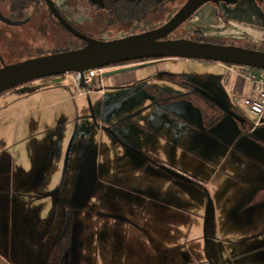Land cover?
Listing matches in <instances>:
<instances>
[{
	"label": "crops",
	"instance_id": "1",
	"mask_svg": "<svg viewBox=\"0 0 264 264\" xmlns=\"http://www.w3.org/2000/svg\"><path fill=\"white\" fill-rule=\"evenodd\" d=\"M167 62L149 63L147 66L143 65L144 67L142 68H136L141 66V64L117 67L112 71H108L107 74L110 72H122L114 75H103L100 78L104 91L101 94L92 93L96 101L101 102L99 108L107 127L117 122L114 121L119 117V113L117 112L126 110L127 106L132 105V103H128L131 94H133V97L135 94H141V99L133 103V106L130 108V116L126 119L127 121L134 119L135 124H137L136 129H133L132 124L129 122L115 129L117 131L116 136H118L120 141L118 143L119 145H117L119 146V151H117V159L114 165L125 158L131 162L132 166V172L130 171L127 176L121 175L120 179L122 182L116 185L121 190H125V182L127 181L129 186L126 191L128 193V204H130V200L133 197L131 206L135 210V215L144 214L148 217V221H153L157 224H159L160 219L156 221L152 215H156L155 218L157 216L162 217L160 223L162 224L163 235L150 233L147 229L148 226H146L145 234L140 224L136 225L133 221L129 224L126 216H120L122 218H119V212L117 211L110 212V215H113V217L99 215V217L105 218V221L101 222V225L107 226L112 224L116 228L115 232L125 228V225H127L128 231L133 234L132 237L128 235L127 238L125 264H128L129 259L131 260L130 263L137 264L138 257L136 253L133 257L128 258V256L135 239L140 240L141 238L143 240L144 238L150 240L153 249L151 253L156 255V259L160 264H192L191 260L195 259L193 257L195 251H199L202 248L200 246L199 249V244H203L202 250L208 247L210 228L212 230L215 228V235L218 239L214 246L216 248L220 246L226 250L227 260L224 261L225 264H264V230L259 234H257V230H251L252 227L259 226L260 222L262 225V218L264 221V140L262 141V130L254 132V129H248L247 132L238 134L236 138L235 134L238 131L237 129L231 137L232 139L227 140H224L223 130L222 132L215 131L213 136L216 139H205L201 142L195 141L198 129L194 122L189 126L186 124V117L190 109L200 111L196 109L197 107H194L197 105V98L199 101L203 98L210 100L213 105H217L219 111L215 114L214 110L212 111L211 123L217 122L218 120L220 122L225 120L232 122L230 119H227L228 116L224 113V109H230L245 118L244 103L241 100L254 96L252 85L242 77V70L240 68H237L233 72L231 71V66L228 65L229 73H222L224 78L222 86L230 94V104L222 103L214 92L208 94L212 86H204L208 74L204 73L201 78L200 88H197L196 85L193 86L190 82H184L188 86L187 88H192L189 94L193 95V97L195 96L193 106V97L187 102L185 101L187 100L186 94H179V92L162 93L160 88L163 79H151L154 75L158 77L169 76H167V73H169L166 65ZM67 76L70 75L60 76L57 78L58 80L56 79L57 84H54L53 93L49 98L48 96L46 97V93L37 94L41 90L39 89L29 92L23 97H16L15 100L3 104V106L0 105V129L4 126H10L14 133L11 136L12 139H5V142L0 141V154L8 152L13 155L11 162L9 161L7 163L8 169L6 170L3 167L0 170V175H4L2 179L8 183L7 186L13 183L14 193H17L15 189L16 184H18V187L21 188L18 194L24 197H26V193L32 191L28 183L29 177L36 179L35 189L41 186V192L53 191L52 194H38L36 196L37 198L35 197V201H28L27 198L17 201L18 205L10 209V220L6 223L11 243L13 240L16 243H20L22 237V243L24 245L26 244V249H29V244L34 238V248L39 254L43 252L56 220L55 216L48 223L47 219L41 217L42 210L45 207L44 205L47 204L48 197L52 200H54L55 196L58 197L56 200L58 206L60 196L63 193V187L61 186L62 188H59V185L51 181L53 180L51 178L52 163L56 161L57 152L54 151V156L52 157L50 155L53 152V148L58 147L60 143L66 148H72L73 144L71 143L68 146V140L64 143L66 138L63 135L58 140L56 136H50L48 133L51 128H56V124L59 121L57 117H60L58 115L59 112L53 109L46 115H43L44 119L39 117L29 128L27 125L19 123V121L22 119L28 120L30 116H38L44 111L42 107H38L37 109L35 107L30 110L27 103L31 100L38 98L55 99L58 101L57 103L63 105L74 100V96L67 94V91L64 90L65 85H62V82H60V80L66 81ZM70 85L73 86L72 84ZM164 89L169 91L168 85L164 86ZM108 90H111V92L107 93ZM131 91L135 93H131ZM90 92L97 91H85L84 89L83 92L79 93V96H87L90 98ZM159 95L160 97H158ZM154 97L166 99V106L168 107L164 108L159 106L158 104L160 102L158 100H156L157 104L153 103V100H149L150 98L154 99ZM235 98L238 100L237 103L233 102ZM93 105V103H90L91 109L94 107ZM183 107H185L183 113L179 115L175 114L176 111ZM200 109L204 112L208 110H204L203 107H200ZM82 111L87 113L88 109L82 107ZM136 112L140 113L138 117H135ZM205 114L206 116L209 115L207 113ZM106 117H109V119H106ZM199 117L200 114L197 117V121ZM56 119L57 122H55ZM244 121L240 122L244 124ZM250 124H252V119L250 120ZM128 128H131L130 132H128ZM143 129L144 132L142 133L141 130ZM189 129H192L194 132L192 133ZM29 130L34 133L26 138L27 134L30 133ZM112 131L110 130L109 132ZM101 132L104 133L105 130ZM187 132L188 134L192 133L190 135L193 136V141L189 140L187 142L183 140ZM220 132L223 138H220ZM255 133L261 138L254 136ZM34 134L36 143L33 145V149L29 151L28 156L23 155L22 151L25 149V143L29 144ZM148 135L151 136L146 147L138 143L140 136L147 139ZM200 135H203L201 137L205 136V138L210 137L204 133ZM206 141L208 144L206 150H211V152H203ZM107 147L111 148V153L115 152L116 148L113 149L111 146ZM166 147L172 156L161 162L158 156ZM158 149H160V152H157ZM96 155H98V160L99 158L103 159V161H100L101 167L103 165L108 166L113 164L114 155H111L110 151L103 152L101 150ZM68 158L66 159L65 165V180L68 175L74 173V170L76 171L75 165L69 169L71 158ZM48 163L51 164V167ZM184 163L185 168L183 170L175 168V165L179 167V165ZM9 171L12 172V182ZM0 186L4 187V185ZM113 189L117 192L115 188ZM133 190L134 194L132 196ZM2 192L9 194L5 191ZM14 193L11 201L15 196ZM188 196L189 204L191 200V206H199L201 209L199 216H196L194 213L187 214L188 221H186L187 217L184 213V203ZM68 198L70 199V196ZM68 198H64L63 203L64 201L69 202ZM203 199L205 201L201 203L200 201ZM82 203L83 199L78 195L77 199L72 200L71 207L80 208ZM200 203L203 205H200ZM36 210L39 211V214L35 216V220L32 222L30 219L31 214ZM0 212L9 214V209L3 210L0 206ZM112 220L117 221L112 222ZM65 221L66 219L63 221V224L61 223L58 239L50 245L58 257L55 256L53 258L52 256L48 259L49 263L88 264L90 260V264H100L101 261L107 260L110 252L113 253L111 261L115 260L117 257L116 253L120 251L117 252L120 238L114 235L115 238L113 241L111 239L112 235L107 237L103 235L102 231H98L95 238L88 236L90 242H87L85 235L83 237L79 235L78 238H75L71 230V221L66 222V226ZM194 221H199V227L201 228V225L204 223L202 232L201 230L197 232V228L195 229L196 231L193 230L196 224L190 223ZM173 222L175 224L177 223L175 227H172ZM2 223H0V231L2 229ZM32 223L34 224L32 225ZM188 224V234H183L184 238L181 241V245H179V241L177 240L179 226ZM33 231L35 236L31 237ZM191 245L193 249L190 248ZM75 246L77 247V255L80 258L78 262L74 259ZM9 253L11 257V251ZM214 254L217 255V253ZM214 254L207 257L208 263L205 264H217L219 258H215ZM175 255H177L176 259ZM149 257L148 255L147 259ZM81 258H83L82 262ZM45 263H47V260ZM10 264L12 263L10 262Z\"/></svg>",
	"mask_w": 264,
	"mask_h": 264
},
{
	"label": "rangeland",
	"instance_id": "2",
	"mask_svg": "<svg viewBox=\"0 0 264 264\" xmlns=\"http://www.w3.org/2000/svg\"><path fill=\"white\" fill-rule=\"evenodd\" d=\"M263 7V5H262ZM264 12V7L262 8ZM250 10V14H249ZM224 19L220 17H217L214 14V11L212 12H207V11H202L199 15L195 16L193 18L192 23L189 25V28L185 31V35L189 36L190 34H193V32L189 31L192 30L191 27H199L201 30L204 32V37L205 39H224L226 41H251L254 43H260V41L264 39V30L263 27L261 29L260 25L257 24V19L252 16L251 14V9L248 5L245 4V2L241 1L240 4L237 7L236 10V16L234 20L228 19L224 15ZM240 21V22H239ZM153 22H156L154 20ZM183 33V32H182ZM37 49V45L34 43H31L29 47H27L26 51H23L22 53H18L15 59L18 60H24L27 59L31 56L37 57L38 54L41 53H49L48 51H41L39 52ZM175 60V59H174ZM169 60L166 65L168 67V72L167 76L168 77H158L154 75L151 77L152 80H160L163 79L160 91L162 93H172V92H179V94H186L187 96V102L193 97V95L189 94L192 90V88H187L188 86L185 85L184 82H190L193 86L196 85L197 88L201 87V78L203 77L204 73H208L205 79L204 86L209 87L210 85L212 86L209 89L208 94H211L214 92L215 95H217L218 98H220V102L222 103H228L229 102V96L225 89L223 88L222 84L224 82V78L222 73H229L228 71V65L222 64V63H213V62H200V61H179V60ZM210 63V64H206ZM131 65V64H128ZM209 65V66H207ZM1 67V65H0ZM117 67L121 66H116V67H111V68H106L104 69V75H107L108 71H112L113 69H116ZM237 68H242L240 66H236ZM111 73V72H110ZM217 74V75H212ZM220 74V75H218ZM220 76V77H218ZM225 76V75H224ZM174 77V78H173ZM56 78L53 79H46V80H39L36 82H33V84L27 86H21L18 91L14 92H7L3 95H0V105L3 106V104H7L13 100L16 99V97H23L25 94L32 92V91H37L39 89L37 94H42L46 93V97L52 95V90H54V84L56 83ZM58 80V79H57ZM62 82V85H65L64 90L67 91V94L74 96V100L69 101L66 104H61L57 103L55 99H48V98H38L31 100L29 103H27V106H29L30 110L36 107H42L43 112L42 114H39L38 116H30L28 117V120L22 119L19 121L22 125H27V127H31L32 124L40 117L43 118V115H46L49 113L52 109L59 112L58 115L60 117H57L59 121L57 122V119L55 122L56 128H51L50 131L48 132L50 136H56L57 139L59 140L60 138L65 137L66 139L64 140V143L67 142L68 140V146L72 145L71 147H64L62 143L58 145V147L53 148V152L50 155V157L54 156V151H56V161L55 163H52V169H51V178L53 182H55L57 185H59V188L63 187V193L62 196H60V201L57 206L56 200L58 197H54V200L51 198H47V204H45L44 209L42 210L41 217L47 219L48 223H50L56 216L55 220V225L52 229L51 235H49L45 248L43 252L40 254L36 252L34 248V238L31 240L29 244V249H26V244L24 245L22 243V237L20 240V243H16L15 240L11 243L9 240V232L7 230V224L10 220V209L13 208L14 206L18 205L17 201L23 200L25 198L28 199V201H35V197L38 196L40 193H46V194H52L53 191H43L41 192L42 188L41 186L38 187L37 189L35 186L36 179L34 177H29L28 183L32 188V191H29L26 193V197L19 195V191L21 188L18 187V184H16V192L14 193V185L11 183L10 185L7 186L8 183L2 179L4 175H0V185H4V187L0 186V206L5 209H9V214L5 212H0V223H2V229L0 231V253L3 257L1 259L0 257V264H6L7 259L8 261L11 262L12 264H53L49 263L48 259H50L52 256L53 258L58 255L54 253V250L51 248V244L58 239L59 232H60V226L61 223L63 224V221L66 219L65 226L67 225L66 222L68 223L71 221V230L75 238H78L79 235L82 237L85 235L87 242H90V236L91 238H95L96 235L98 234V231H102L104 236H111L113 241L115 236L120 238L119 244H118V249L116 253V258L114 261H111V256L113 255L112 252L108 255L107 260L101 261L100 264H125V249L127 245V238L128 235L130 237L133 236L131 232L128 231V226L125 225V228L121 230H116L113 225H101V222L105 221V218L99 217V215H108L110 217H113V215H110V212H119V218H122L126 216V220H129V224L131 221H133L136 225L140 224L142 230L145 232L146 231V226H148V230L150 233H157L159 235H163L162 232V224L160 223L162 221V217L156 215H152V217L160 222L159 224L153 222V221H148V217H146L144 214L142 215H135L134 209L131 206L132 205V198L130 200V204H128V193L126 192L129 188L127 181L125 182L126 188L125 190H121L117 183L122 182L120 179L121 175L127 176V174L131 171L132 172V166L131 162L129 160H126L125 158L123 160H120V162L116 165H114L115 160L117 159V151L119 145V139L117 135V131L115 130L116 128H119L122 126V124H126L129 122L132 124L133 129H136V125L134 119L127 121L126 119L129 118L130 116V108L133 106V103H135L137 100L141 99V94H135L133 97V94L130 95V99L128 103H132V105L127 106L126 110L117 112L119 113V117H117L114 121V124L111 125H105L106 122L103 120V115L101 114V110L99 108L100 101H96L92 93H99L101 94L104 91L103 90H94L97 92H90V98L87 96L80 97L79 93L83 92L84 89L80 88L77 83L74 80L73 76H67V80H60ZM72 84L73 86H71ZM77 85V86H76ZM168 85L169 91L164 89V86ZM34 87V88H33ZM43 88V89H42ZM187 88V89H186ZM187 90V91H186ZM80 91V92H79ZM87 91V90H86ZM135 91V90H134ZM134 91H131V93H135ZM204 91V90H203ZM111 90H108L107 93H110ZM166 93V94H167ZM162 96V94H161ZM160 97V95L158 96ZM195 96L193 97L192 100V105L194 106V100ZM153 100V103H156V100L160 102L158 105L162 106L164 108H167V100L163 98H156L154 99H149ZM162 100H164L162 102ZM241 102L244 103V100H241ZM90 103H93L94 107L90 106ZM199 103V104H198ZM157 104V103H156ZM198 105V106H197ZM197 105L194 107H197L195 109H190V112L188 116L186 117V124L189 126L194 122L195 126L198 129V132L196 134V139L195 141H201L203 142L205 139L206 140H211L212 138L216 139L213 134L215 131H224V140L230 139L233 134L236 132V138L238 134H243L244 132H247L248 129H253L252 124H250V117L244 112L245 118H243L244 124L240 121H236L232 118L230 121L225 120L220 122L218 120L217 122L211 123V115L213 114L212 111L214 110V114L219 111L217 105H213L210 100L207 99H201L200 101L197 98ZM166 106V107H165ZM82 107H85L88 109L87 113H84L82 111ZM204 110L208 109L206 112ZM210 108V109H209ZM35 109V110H36ZM93 113H92V111ZM185 111V107L182 109L176 111L175 114L179 115ZM209 114L206 116V114ZM200 117L197 121V117ZM140 115L139 112L135 113V117H138ZM106 119H109V117H106ZM105 119V120H106ZM126 120V121H124ZM125 122V123H122ZM182 123V122H181ZM207 123V124H206ZM211 123V125H210ZM210 125V128H209ZM252 126V127H251ZM214 127H216L214 129ZM131 128H128V132H130ZM105 130V132H101ZM110 130H113L112 132H109ZM194 132L192 129H189ZM262 130V141L264 140V122L262 123L260 128H257L254 130L255 131H261ZM30 133L27 134L26 138L31 136L34 132L29 130ZM209 131V132H208ZM141 132H144V129L141 130ZM220 132V138L222 137V133ZM188 132L186 133V137L183 138L185 141H193V136H191ZM201 133L207 134L208 138L201 137L203 135H200ZM13 129L12 127H7L4 126L3 128L0 129V141H4L5 139L7 140L8 138L12 139L11 136H13ZM129 134V133H126ZM130 135V134H129ZM151 136V135H150ZM150 136L148 135V138H143L140 136V139L138 138V143H140L142 146L146 147L148 145ZM257 138H261L260 136L257 135V133L254 134ZM76 137V138H75ZM232 139V138H231ZM29 142V141H28ZM7 143V142H6ZM36 143V138L35 134L33 139L30 141L29 144L25 143V149L22 151L23 155H27L31 149H33V145ZM111 146L113 149H115V152L111 153V148L107 147ZM208 144L207 141L204 143V151L203 152H211V150H206ZM101 150L104 151H110L111 155L113 156V164L112 165H103L101 167L100 161L103 159L99 158L98 160V155L96 153L101 152ZM206 150V151H205ZM121 151V150H120ZM157 152H160V149L157 150ZM5 154H0V170L5 167V169H8L7 163L9 161L11 162V158L13 155H11L8 152H4ZM10 154V155H9ZM71 158V164L69 169L73 165H75L76 171L74 170V173L71 175H68L67 179L65 180V165H66V159ZM126 155V154H124ZM182 155V154H181ZM172 155L169 154L168 148H164L160 154L159 158L161 162L165 161L168 158H171ZM55 158V157H54ZM68 158V159H69ZM81 159V160H80ZM183 159V158H182ZM74 162V163H73ZM50 164V163H48ZM185 163L182 165H179V170H183ZM51 167V164H50ZM10 179L12 182V172H10ZM64 177V178H63ZM203 181V180H201ZM62 186V187H61ZM115 188L117 192L113 189ZM58 189V188H57ZM135 190V189H134ZM134 190L132 192V196L134 194ZM2 191L8 192L9 194H5ZM13 193L15 194L13 198V202L11 201ZM80 195L81 198L83 199V203L81 204L80 208H72V200L77 199V196ZM70 196V199L68 198ZM66 197L69 199V202L64 201V198ZM37 198V197H36ZM71 200V201H70ZM205 199L201 200V203H204ZM191 200L189 204V196L186 199V202L184 203V213L185 216L187 217L186 221H188V216L187 214L189 213H194L196 216H199L200 214V207L199 206H191ZM200 205H203L201 204ZM68 205V206H67ZM131 208V211L129 212ZM107 213V214H106ZM39 214V211L36 210L31 214V221L33 222L35 220V216ZM212 214V212H211ZM122 216V217H120ZM115 217V216H114ZM117 221V220H116ZM113 221L112 222H116ZM204 222V221H203ZM202 222V223H203ZM263 218H262V225L261 222L259 226L257 227H252V231L257 230V234H259L261 231L264 230V224H263ZM47 223V224H48ZM34 223H32L33 225ZM171 224V223H170ZM177 224V223H176ZM173 222V226L175 227L176 225ZM190 224H196L194 226V231L197 228V232L201 230V232L204 229V223L201 227H199L200 223L198 222H191ZM186 226V227H185ZM185 226H179L180 228L178 229V234H177V240L179 241V245H181V241L184 238L183 234H188L189 230V224ZM210 226V225H209ZM64 227V225H63ZM199 227V228H198ZM211 227V226H210ZM115 232V233H114ZM118 232V234H117ZM210 233V238H209V244L206 249L202 250L203 244H199V249L200 246L202 247L201 250H196L195 254L193 257H195L194 260H191L192 264H205L208 263L207 257L209 255H212L214 253L215 258H219L217 261V264H225V260H227V253L225 248H222L220 246H214L217 243V237L215 235V228L212 230L210 228L209 230ZM146 234V232H145ZM262 234V233H261ZM115 235V236H114ZM264 235V234H263ZM35 233L34 231L31 233V237H34ZM146 236V235H145ZM15 237V236H14ZM213 237V238H211ZM134 241V239H133ZM10 243V244H9ZM200 243V242H199ZM75 246V254H74V259L76 262L79 261V257L77 255V250ZM128 248V247H127ZM191 249L192 245L190 246ZM59 249V248H58ZM152 245L150 244V240L147 238H141L140 240H136L133 242L132 249L130 251V254L128 258L133 257L136 253V256L138 257L137 264H160L159 261L156 259V255L151 253L152 252ZM11 251V257L10 253ZM115 254V253H114ZM119 254V255H117ZM139 254V255H138ZM150 256L149 259H147V256ZM175 255V259H176ZM47 260V263L45 261ZM83 258H81L82 262ZM149 262H148V261ZM7 261V262H8ZM130 259L128 264L130 263ZM182 261V260H181ZM91 261H88V264H90ZM134 264V263H133Z\"/></svg>",
	"mask_w": 264,
	"mask_h": 264
},
{
	"label": "flooded vegetation",
	"instance_id": "3",
	"mask_svg": "<svg viewBox=\"0 0 264 264\" xmlns=\"http://www.w3.org/2000/svg\"><path fill=\"white\" fill-rule=\"evenodd\" d=\"M187 1L0 0V68L4 65H11L29 59L84 48L87 43L76 37L69 30L68 26L88 38L103 42L119 40L158 30L175 17ZM241 1L250 7L252 16L258 20L257 24L260 25L261 29L262 27L264 29V12L262 11L264 0L211 1L202 6L188 21L178 27L172 34L163 39V41L185 39L200 43L235 46L264 52V39L260 43L251 41H226L224 39L212 38L205 39L204 32L199 27H191L192 30L189 31L193 32V34L189 36L184 34L192 23L193 18L204 10L207 12L214 11V14L223 20H225L224 15L228 19L234 20L237 7ZM154 20L157 23L153 22ZM31 43L37 45L36 50L39 52L48 51L49 53H41L37 57L31 56L24 60L15 59L18 53L26 51ZM169 60L174 59H165L162 61ZM175 60L184 61L182 59ZM156 62H161V60L153 62L139 61L138 64L143 66ZM128 64L132 63L120 66ZM90 90L103 89L92 88ZM238 116L241 117L240 115ZM240 121H244L243 117H241ZM0 257L3 259L1 253ZM7 261L6 264H10Z\"/></svg>",
	"mask_w": 264,
	"mask_h": 264
},
{
	"label": "water",
	"instance_id": "4",
	"mask_svg": "<svg viewBox=\"0 0 264 264\" xmlns=\"http://www.w3.org/2000/svg\"><path fill=\"white\" fill-rule=\"evenodd\" d=\"M211 1L218 2L221 0H188L180 12L164 27L114 41H97L68 26L69 30L76 37L84 40L87 45L79 50L4 65L0 68V95L35 81L68 74L80 75L82 87L90 90L83 80L85 72L142 60L182 59L264 70V52L261 51L185 39L163 41L188 21L202 6ZM62 22L66 24L63 20ZM118 72H111L107 75H114ZM224 112L238 121L241 120V117L229 109H224Z\"/></svg>",
	"mask_w": 264,
	"mask_h": 264
},
{
	"label": "built area",
	"instance_id": "5",
	"mask_svg": "<svg viewBox=\"0 0 264 264\" xmlns=\"http://www.w3.org/2000/svg\"><path fill=\"white\" fill-rule=\"evenodd\" d=\"M236 66H231V71H235ZM241 75L244 79L249 81L252 85L254 96L244 100V108L246 114L252 119L253 129H257L264 122V70L251 69L248 67H242ZM104 69L90 70L84 73L83 80L88 89L96 88L102 89V84L96 86L95 81L103 75ZM74 80L81 88L82 78L78 74H74ZM234 103L238 100L233 99Z\"/></svg>",
	"mask_w": 264,
	"mask_h": 264
},
{
	"label": "trees",
	"instance_id": "6",
	"mask_svg": "<svg viewBox=\"0 0 264 264\" xmlns=\"http://www.w3.org/2000/svg\"><path fill=\"white\" fill-rule=\"evenodd\" d=\"M143 61H149V62H153V61H159V60H142L141 62H143ZM162 61V60H161ZM127 64V63H126ZM132 64H138V62H134V63H132ZM120 65H123V64H119V65H117V66H120ZM147 66V65H146ZM231 66V65H230ZM114 67H116V66H114ZM139 67V66H138ZM141 68L142 67H144V66H140ZM111 68V67H110ZM137 68V67H136ZM68 75H70V76H74V75H72V74H68ZM103 75H104V73H103ZM103 75H100V77H98V79L95 81V84H96V86H98V85H101L102 84V82H101V79L100 78H102L103 77ZM56 78V77H55ZM48 79H53V78H48ZM44 80H46V79H44ZM36 82V81H35ZM31 84H33V82L32 83H29V84H26V85H31ZM24 86V85H23ZM103 86V85H102ZM20 88V87H19ZM19 88H17V89H13V90H11V92H14V91H18L19 90ZM81 88H83V87H81ZM84 89V88H83ZM93 89H96V88H93ZM103 89V88H102ZM85 91H86V89H85ZM87 91H89V90H87ZM10 92V91H9ZM5 94V93H4Z\"/></svg>",
	"mask_w": 264,
	"mask_h": 264
}]
</instances>
